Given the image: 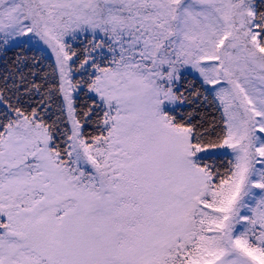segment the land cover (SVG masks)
I'll use <instances>...</instances> for the list:
<instances>
[{
  "label": "snow or ice",
  "instance_id": "snow-or-ice-1",
  "mask_svg": "<svg viewBox=\"0 0 264 264\" xmlns=\"http://www.w3.org/2000/svg\"><path fill=\"white\" fill-rule=\"evenodd\" d=\"M32 42L56 67L0 76V264H264V0H0V52Z\"/></svg>",
  "mask_w": 264,
  "mask_h": 264
},
{
  "label": "trees",
  "instance_id": "trees-1",
  "mask_svg": "<svg viewBox=\"0 0 264 264\" xmlns=\"http://www.w3.org/2000/svg\"><path fill=\"white\" fill-rule=\"evenodd\" d=\"M89 40H91L90 34L87 37H85L83 34H80L76 40L68 41L71 48L75 50L77 56L80 57V59L75 64H72L73 71L77 73L73 79L74 83H77L78 81L87 80L91 73L95 71L88 65H85L84 69L79 68L80 62H82L85 58V55H87L84 49H90L91 47L88 43ZM100 52L101 50L98 49L97 51L92 52L91 56L95 58L96 63H98L101 67L109 66L111 55L107 54L105 51V55L101 56ZM17 55H22L24 57L29 58L27 61V66H21L22 70L24 71L25 75L28 77L29 80L35 79L36 83H42V78L44 77L45 73L49 74L48 78L51 79L52 70L56 67V64L54 63L53 59L48 55L45 48L41 44H36L35 42H32L31 44L20 43L15 46H10L7 49L6 55L4 52H0V76L6 74V71L13 66V62L15 61ZM33 57H35L37 61L36 64H33ZM73 60H76V57H73ZM91 62L92 60L90 58L89 63L91 64ZM85 69H87V72H85ZM30 70L36 73L34 78L31 76ZM195 75L196 74L189 75L188 79L194 80ZM34 99L36 101H39L40 97L35 96ZM97 99L98 98L95 96L94 93L89 92L88 89L83 86L78 90V96L75 99V107L78 114L82 113L83 111H86L88 107H93L94 109V115L91 118V122H85L84 120H81V123L84 124L85 138L88 139L89 142H91V138L95 135H106V133L102 132L101 130L102 125L96 122L101 120L103 116V111H101V109L93 103V101ZM177 111L181 114H186L192 111V106L185 104L184 106L180 107ZM200 114L207 115L208 119H211L213 117L217 121H219L220 119V110L215 105H210L207 108H203L200 111ZM57 116H59L61 120L65 119L63 114L58 111L56 106H53L50 111V118L45 117V119L48 123H51L53 120H56ZM67 126V124L62 125V127ZM0 131H3V129H0ZM56 145L58 146L59 150H61L63 155V149L65 147L63 139H58L56 141ZM217 151L220 154L215 158L216 166L220 169L222 173H226L228 168L230 167L229 161L231 160V156L225 155L224 153L230 152V150L220 149Z\"/></svg>",
  "mask_w": 264,
  "mask_h": 264
},
{
  "label": "rangeland",
  "instance_id": "rangeland-1",
  "mask_svg": "<svg viewBox=\"0 0 264 264\" xmlns=\"http://www.w3.org/2000/svg\"><path fill=\"white\" fill-rule=\"evenodd\" d=\"M44 48H45V50L47 51V53H48V55L53 59V61H54V63L56 64V62H55V55H54V53L51 51V49L50 48H48L47 46H44L43 44H41ZM70 64H71V62H70ZM110 66V65H109ZM71 68H72V64H71ZM76 74L77 73H75L74 71H73V69H72V72H71V75H70V78L72 79V81H73V83H74V77L76 76ZM95 94V93H94ZM73 96H74V98L76 99L77 98V96H78V91L77 92H74L73 93ZM95 96H96V94H95ZM97 97V96H96ZM98 98V97H97ZM3 106H0V108H2Z\"/></svg>",
  "mask_w": 264,
  "mask_h": 264
}]
</instances>
